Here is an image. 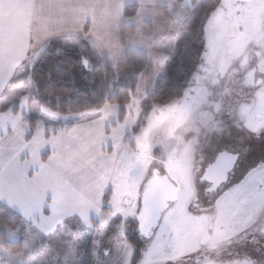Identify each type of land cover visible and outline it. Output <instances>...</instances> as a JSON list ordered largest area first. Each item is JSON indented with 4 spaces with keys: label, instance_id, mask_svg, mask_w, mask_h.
Here are the masks:
<instances>
[{
    "label": "rangeland",
    "instance_id": "374dc122",
    "mask_svg": "<svg viewBox=\"0 0 264 264\" xmlns=\"http://www.w3.org/2000/svg\"><path fill=\"white\" fill-rule=\"evenodd\" d=\"M130 2L138 8L131 21L135 32L121 39L128 42L144 35L145 40L155 36L153 50H161L166 56L177 27L165 10L172 20L180 21L183 13L177 2L172 0L167 3L168 8L160 10L152 0H126L127 6L133 5ZM116 15L117 20H123L121 7L116 9ZM186 33L184 25L180 40ZM203 36L199 63L182 95L167 104L154 105L137 133L132 127L138 116L133 121L122 118L117 121L120 130L113 134L110 127L105 133L107 137L100 142L111 145L105 152L111 173L107 183L110 197L104 203L112 213L100 216L89 227L81 226L76 219L66 220L46 237L26 224L20 252L0 249L7 264H80L87 253L92 264H166L195 249L197 231L181 214L198 192L205 165L217 147L239 149L250 145V136L264 128V0H217L215 10L205 22ZM157 62L152 70H144L138 77L137 97H143L164 75L163 60ZM75 81H80L79 75ZM12 86L15 87L5 94L10 99L17 98L22 88H27L29 95L33 91L24 81ZM31 107L35 117L49 119L38 114L40 104ZM81 115L74 117L88 118ZM74 117L59 122L67 124ZM36 127L39 129L40 123ZM20 141L15 138V150L20 148ZM153 170L166 175L178 187L181 210L176 208L178 205L167 209L153 235L148 239L137 235L134 246L125 238L130 232L126 223L135 221L140 191ZM132 232L137 234L136 224ZM6 237L14 242L19 234L9 230Z\"/></svg>",
    "mask_w": 264,
    "mask_h": 264
},
{
    "label": "crops",
    "instance_id": "0c3cea01",
    "mask_svg": "<svg viewBox=\"0 0 264 264\" xmlns=\"http://www.w3.org/2000/svg\"><path fill=\"white\" fill-rule=\"evenodd\" d=\"M152 1L160 10L168 8L167 3L172 0ZM174 1L183 16L180 21H174L164 9L167 18L177 27L172 48L166 56L161 50H153L155 36L145 40L144 35L128 42L124 39L127 48L146 56L150 70L160 60L166 68L178 49L186 11L193 1L199 0ZM127 5L126 0H0V204L16 212L25 224L44 237L66 220L76 219L81 226L89 227L100 216L112 213L111 208L105 206L110 197L107 183L111 177L105 152L111 145L100 142L105 140L110 127L113 134L120 130L118 120H134L144 96L139 98L135 94L123 108L105 104L92 113L53 115L42 106L38 114L49 118L42 121L33 114L31 106L39 104L27 94V88H22L17 98L5 95L9 88L15 87L10 80L33 66L53 41L72 44L81 39L96 55L105 56L110 64H116L123 54L119 27H124L123 35L131 37L135 32L131 21L136 14L125 16ZM118 7L124 15L122 22L117 20ZM137 10L136 7L135 13ZM121 109H124L122 117ZM80 114L88 118L74 117ZM71 117L75 118L72 125H59L60 120ZM29 119L34 120L35 127L30 137ZM15 138L21 140L17 150Z\"/></svg>",
    "mask_w": 264,
    "mask_h": 264
},
{
    "label": "trees",
    "instance_id": "16d2710c",
    "mask_svg": "<svg viewBox=\"0 0 264 264\" xmlns=\"http://www.w3.org/2000/svg\"><path fill=\"white\" fill-rule=\"evenodd\" d=\"M216 3L217 0L193 1L191 8L186 11L184 24L187 26V33L179 41L177 52L166 65L162 78L153 84L141 100L137 121L132 127L136 133L144 125L145 118L154 105L167 104L182 95L199 63L204 45V25L215 10ZM135 10V5L125 6L124 15L132 16ZM123 30L121 25V36ZM120 44L123 54L115 65H111L105 56L96 55L81 39H76L72 44L53 41L34 65L14 76L10 84L28 82L33 90L31 99L59 115L96 111L105 104H116L123 108L135 96L140 74L151 67L143 53L127 48L124 39L120 40ZM82 61L86 62V67H83ZM77 75L80 76V81L76 83ZM119 113L122 117L124 109ZM72 123L59 125L70 126ZM28 128L30 137L35 129L33 119L28 120ZM108 196L107 193L105 200ZM135 224V221L126 223L130 232L125 235L126 240L134 246L138 241V234L132 232ZM9 230H17V241L11 242L7 239L6 231ZM25 231L26 224L23 219L0 204V249L13 254L20 252L21 237ZM0 264H7L2 256ZM80 264H92L89 253Z\"/></svg>",
    "mask_w": 264,
    "mask_h": 264
},
{
    "label": "flooded vegetation",
    "instance_id": "af4514ba",
    "mask_svg": "<svg viewBox=\"0 0 264 264\" xmlns=\"http://www.w3.org/2000/svg\"><path fill=\"white\" fill-rule=\"evenodd\" d=\"M250 137L213 152L181 214L197 231L196 247L166 264H264V128Z\"/></svg>",
    "mask_w": 264,
    "mask_h": 264
},
{
    "label": "water",
    "instance_id": "95a60500",
    "mask_svg": "<svg viewBox=\"0 0 264 264\" xmlns=\"http://www.w3.org/2000/svg\"><path fill=\"white\" fill-rule=\"evenodd\" d=\"M83 67L86 62L82 61ZM205 175H202V179ZM179 189L166 175L153 170L143 183L139 194V208L135 215L136 230L139 237L150 238L163 213L178 199Z\"/></svg>",
    "mask_w": 264,
    "mask_h": 264
}]
</instances>
